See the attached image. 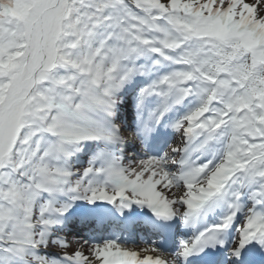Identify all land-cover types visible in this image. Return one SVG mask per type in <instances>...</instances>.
Returning <instances> with one entry per match:
<instances>
[{
	"label": "snow or ice",
	"instance_id": "1",
	"mask_svg": "<svg viewBox=\"0 0 264 264\" xmlns=\"http://www.w3.org/2000/svg\"><path fill=\"white\" fill-rule=\"evenodd\" d=\"M0 264H264V0H0Z\"/></svg>",
	"mask_w": 264,
	"mask_h": 264
},
{
	"label": "bare ground",
	"instance_id": "2",
	"mask_svg": "<svg viewBox=\"0 0 264 264\" xmlns=\"http://www.w3.org/2000/svg\"><path fill=\"white\" fill-rule=\"evenodd\" d=\"M131 246V245H130Z\"/></svg>",
	"mask_w": 264,
	"mask_h": 264
}]
</instances>
